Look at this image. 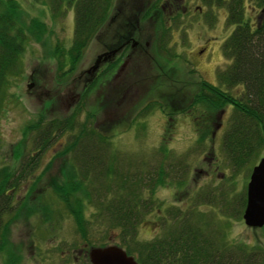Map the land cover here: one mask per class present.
<instances>
[{"label":"rangeland","instance_id":"rangeland-1","mask_svg":"<svg viewBox=\"0 0 264 264\" xmlns=\"http://www.w3.org/2000/svg\"><path fill=\"white\" fill-rule=\"evenodd\" d=\"M17 1L32 31L3 93L0 171L19 168L35 156L38 162L14 192L13 213L4 216L11 219L4 248L14 254L8 257L12 264H91L86 253L89 247L78 235L56 189V185L69 184L71 175H75L71 166H79L72 163L71 153H62L74 134L55 133L44 149L39 143L46 121L67 117L88 86L77 119L86 122L90 131L110 135L113 148L109 152H120L122 158L113 154L121 176L114 186L111 178L104 179L103 186L92 181L84 184L80 197L85 198V213L90 215L95 210L94 202L102 201V193L110 190L103 187L128 184L141 191V199L157 204V208L151 206L144 211L137 223L135 237L139 241H149L170 226L172 221L166 214L170 210L184 213L190 209L196 214L198 208L205 222L224 228L231 239L251 246L264 245V228L251 229L244 224L242 213L234 215L243 192L246 201L251 170L233 171L222 151L221 138L231 107L224 106L219 114L217 108L193 102L200 82L217 85L218 68L229 62L221 46L234 26L227 25L225 3L208 7L201 0H185L179 15L174 16L176 21L171 17L164 21L170 27L165 57L156 50L153 24L141 19L152 0H113L107 21L78 63L71 66L74 6L69 0ZM255 1L245 0L243 5L244 16L254 27L261 9ZM127 39L136 40L137 45L122 49L117 58L102 63L94 79L86 81L84 72L97 55L125 45ZM114 58L119 61L111 67ZM242 90L237 86L229 91L238 95ZM152 101L156 109L139 115ZM41 114L46 121L37 129ZM161 171L164 177L158 178L153 188L140 189L139 180H155ZM87 191H91L90 196ZM87 196L92 203L86 202ZM100 228L97 236L92 234L91 243L111 235L107 244L124 248L118 229L107 224ZM5 254L0 252V264H4Z\"/></svg>","mask_w":264,"mask_h":264},{"label":"trees","instance_id":"trees-1","mask_svg":"<svg viewBox=\"0 0 264 264\" xmlns=\"http://www.w3.org/2000/svg\"><path fill=\"white\" fill-rule=\"evenodd\" d=\"M112 1H68L69 5L75 8L74 38L69 51L71 66L78 63L84 49L107 21L112 10ZM201 1L208 7L215 3L218 6L225 3L228 12L227 25H233L234 28L221 46L222 54L229 62L224 67L218 68L216 73L218 84L213 85L202 80L193 102H203L208 106L207 108H217L219 114L224 110V106L231 107L221 138L222 151L233 171L241 168L250 171L264 151V0L255 1L261 8L255 27L244 16L245 0ZM184 3L185 0H152L141 15L144 23H152L154 26L155 46L160 56L163 53L165 57L168 56V51L164 47L168 46L166 37L170 27L164 21L171 17L175 22V17L179 15ZM19 10L17 0H0V108L7 78L17 66L27 36L32 31V26L26 23ZM158 10H163L167 16L164 17L163 11L156 13ZM118 61L116 59L111 62V67ZM237 86H242V93L238 95L230 93L229 90ZM89 88L88 86L83 90L79 101L67 117L48 122L41 114L35 124L39 129L46 121L39 133V143L43 149L53 139L55 133L59 136L74 134L73 138L67 141V146H64L66 149L62 153H71L75 161L72 163H79V166L77 168L71 166L76 171L71 169L75 175H71L70 183L62 184L64 186L56 185V189L64 209L75 224L78 235L84 240V245L87 244L89 248L107 245L111 235L98 243L90 241L92 234L94 237L97 236L96 233L102 230L101 225L106 227L107 224L119 230L122 246L127 254L135 257L138 264H264V245L251 246L244 244L243 240L231 239L224 228L205 222L198 208L196 214L190 209L184 213L170 210L166 213L167 219L172 221L170 226H166L158 236L149 241L136 239L137 223L142 219L143 212L149 210L151 206L157 208V204L150 199H141V191L132 189L127 186L128 184H120L113 188L117 183L114 181L121 177L120 168L115 163L118 159L113 160V154H117L120 158V152H109V149L113 148L110 135H100L95 133V130L90 131L86 122H79L77 119L80 117L77 113L78 108L82 107L83 97ZM155 107V102L152 101L143 106L139 115H145L150 109H156ZM139 115L137 117L141 118ZM89 120L90 118L86 116V121ZM77 127L79 130L75 134ZM36 157L27 158L19 168L0 171V250L7 255L4 264H12L8 257L14 255L4 248V239L7 238L11 223V219L5 220L4 216L7 212L13 213L14 192L27 175L32 173L38 162ZM160 177L162 179L164 177L162 171L157 174L155 180L143 177L138 181L140 189L153 188ZM106 178L112 179L113 186L103 187L104 190L108 188L110 190L102 193V201L94 202L95 210L90 215L85 213V198L80 197L84 184L92 181L90 183L93 185L103 186V180ZM87 192L90 196L91 191ZM108 194L111 196L107 197ZM241 194L242 197L236 201L235 217L241 216L245 206V193ZM90 201L93 200L87 196L86 202L92 203ZM139 208L141 211H138Z\"/></svg>","mask_w":264,"mask_h":264},{"label":"water","instance_id":"water-1","mask_svg":"<svg viewBox=\"0 0 264 264\" xmlns=\"http://www.w3.org/2000/svg\"><path fill=\"white\" fill-rule=\"evenodd\" d=\"M136 42H133V45ZM124 46L110 48L97 55L94 63L85 71L87 81H91L96 70L102 63L115 56ZM248 227L261 228L264 226V153L258 163L252 168L246 190V205L242 214ZM91 264H138L137 261L117 245L92 247L88 253Z\"/></svg>","mask_w":264,"mask_h":264},{"label":"flooded vegetation","instance_id":"flooded-vegetation-1","mask_svg":"<svg viewBox=\"0 0 264 264\" xmlns=\"http://www.w3.org/2000/svg\"><path fill=\"white\" fill-rule=\"evenodd\" d=\"M135 45H137V44H134L133 46H132V45H130V46L133 48V47H135Z\"/></svg>","mask_w":264,"mask_h":264}]
</instances>
